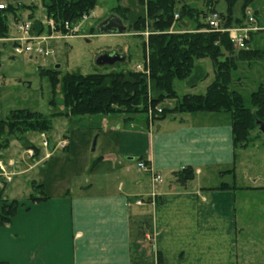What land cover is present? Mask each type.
<instances>
[{"label": "crops", "instance_id": "1", "mask_svg": "<svg viewBox=\"0 0 264 264\" xmlns=\"http://www.w3.org/2000/svg\"><path fill=\"white\" fill-rule=\"evenodd\" d=\"M256 18L260 31L246 47L263 58L238 67L264 61V40L255 36L264 27ZM256 79L264 86V75ZM145 123L146 130L123 138L124 146L148 145L137 152L135 179L125 163L102 157L103 164L123 167L130 183L119 181L113 191L89 185L37 203L11 199L19 206L0 225V264H264V173L248 169L246 180L239 177L241 162L250 164L247 150L264 147V137L253 133L245 149H234L230 117L222 112ZM187 168L192 179L178 182L176 172ZM153 175L163 180L153 183ZM0 189L4 198L6 185Z\"/></svg>", "mask_w": 264, "mask_h": 264}, {"label": "rangeland", "instance_id": "2", "mask_svg": "<svg viewBox=\"0 0 264 264\" xmlns=\"http://www.w3.org/2000/svg\"><path fill=\"white\" fill-rule=\"evenodd\" d=\"M42 0H4L6 5H32L35 7L34 17L45 19L43 15ZM190 8L199 12L206 11V3L210 0H182ZM243 2L237 1L234 8V16L239 15V8ZM119 6L130 11V14H139L141 9L137 0H97V5L90 15H84L75 24L73 33L53 43L55 52L53 57L43 58L29 55H16L13 53L9 43L0 42V120H4L10 112L16 110H28L37 112L44 116H50L62 110L59 106L61 96L57 87L54 100L57 102L56 109L48 105L52 98L51 88L47 77H40L39 70L59 71L60 76L66 73L79 72L82 75L94 73H107L112 67H98L95 65V58L101 53H117L126 56L125 63L115 65L114 70L121 71L134 69L144 71V59L142 50V38L146 39L148 31L143 34L126 31L125 34H114L98 32L99 25L108 19L113 9ZM214 9L219 13H225V3L218 0ZM251 13L256 20V15L261 26L264 27V0H253L245 9V15ZM18 21L9 20L10 34L14 32V25L26 20V13L20 12ZM50 20V19H48ZM123 25L128 30L129 22L125 18ZM199 22L204 23L200 18ZM181 24H187L189 29H194L195 25L187 18L175 24L173 31H178ZM237 26L228 29H236ZM228 35V34H227ZM142 36V37H139ZM264 40V33L255 35ZM60 37V36H58ZM261 65H254L246 68L239 66L232 73L233 90L239 92L243 98L245 107L250 108V95L259 86L257 76L264 75V61ZM59 66V69H55ZM195 66L201 67L206 78L195 87H190L186 81H175L174 90L178 98L192 94H204L207 87L213 82L214 74L212 62L205 58L195 61ZM259 66V67H256ZM240 80V84L238 81ZM173 100H165L158 106L159 109L174 106ZM146 115L152 119V114H139L135 116L109 115V116H79L71 118H52V129L43 134L47 142V147H42V139L38 133H14L7 137L0 138V161L5 172L11 176V181L6 182L0 177V187L6 185V192L3 200L10 202L11 199H24L29 195L35 194L31 188L32 181L36 184H43L46 195L56 196L62 194L77 195L80 192L88 191L89 185L94 187L105 185L108 190H115L117 184L123 182L130 183V177L125 179V166L130 168L133 179L137 177L135 161L138 159V151L141 146H124L123 138L125 135L132 136V132L146 130ZM180 117V114H176ZM128 120H133L132 122ZM172 120V118H168ZM155 125L157 122H154ZM119 127L117 131L113 128ZM264 137V135H262ZM67 142L64 148L63 143ZM28 144H33L40 151L38 157L34 156L33 151L27 149ZM68 146V148H67ZM144 148L148 145H144ZM142 146V148H143ZM66 148V150H65ZM131 148V149H130ZM247 150L246 156L250 164L242 165L239 170V177L245 179L247 170H255L254 174L259 177L264 173V147ZM132 153V154H131ZM115 157L122 163L124 168L116 167L109 162L103 164L102 157ZM13 162L10 163V162ZM37 165L34 170L25 175L13 177L10 170L23 171ZM133 166V167H132ZM12 168V169H11ZM163 180V178H161ZM168 180H165L167 183ZM3 197V196H2Z\"/></svg>", "mask_w": 264, "mask_h": 264}, {"label": "trees", "instance_id": "3", "mask_svg": "<svg viewBox=\"0 0 264 264\" xmlns=\"http://www.w3.org/2000/svg\"><path fill=\"white\" fill-rule=\"evenodd\" d=\"M4 0L0 4L4 5ZM218 0L206 3V11L199 12L190 8L182 0H137L141 11L130 14V11L117 6L112 15L123 18L130 24L128 30L143 34L148 31L146 39L142 38L144 71L134 69L116 71L112 67L107 73L82 75L79 72L66 73L60 76L59 71L39 70L40 77H47L52 98L48 105L56 109L54 100L57 87L61 96L59 106L62 110L50 116H44L28 110H16L0 120V138L14 133L45 134L52 129V118H71L79 116H109L126 115L133 117L152 112L155 120L183 113H226L230 117L232 141L234 149H245L251 142V136L256 133L262 136L256 122L264 123V86H259L250 95V108L243 104L239 92L232 89V73L240 63H250L263 58V53L246 47L249 37L241 47H235L227 34L205 32L206 18L210 13L217 12L214 7ZM225 13L217 12L222 18L223 26L243 27L247 24L245 9L253 0H223ZM237 1L243 2L239 15L234 16ZM44 17L52 20L56 31H64L67 23L70 27L84 15H90L97 5V0H42ZM35 7L23 4H6L0 9V39L10 36L9 20L18 21L19 13H26V20L32 23V31L36 34L49 33L42 24V19L34 17ZM111 15V16H112ZM256 15V14H255ZM187 18L194 23L195 28L189 29L187 24H181L178 31L172 28L176 23ZM202 18L204 23H200ZM20 22H22L20 20ZM142 37V36H139ZM209 59L212 62L214 80L204 94H193L178 98L174 90L175 81H188L190 87H195L206 78V74L195 66L199 59ZM125 63V62H124ZM115 67V66H114ZM240 81V80H239ZM238 81V82H239ZM173 100L174 106L162 108L157 114L156 109L164 101ZM27 149L38 157L40 149L28 144ZM68 148V146H67ZM1 149V146H0ZM66 150V148H65ZM190 168L176 172L178 182H186L193 177ZM31 188L35 194L27 200L37 203L47 199L43 185L32 182ZM19 203L15 200L7 202L2 198L0 189V225L9 223L15 215Z\"/></svg>", "mask_w": 264, "mask_h": 264}, {"label": "built area", "instance_id": "4", "mask_svg": "<svg viewBox=\"0 0 264 264\" xmlns=\"http://www.w3.org/2000/svg\"><path fill=\"white\" fill-rule=\"evenodd\" d=\"M5 8L6 5L0 4V9ZM43 25L49 29V33L36 34L32 31L33 25L29 21H22L14 25V32L10 34L7 39H0V42H6L10 44L12 51L16 55H29L36 57H53L55 52L53 50V43L59 39L70 36L73 33L75 27H70L69 24L64 25V31H56V26L52 20L45 19ZM207 29L205 32H216L220 34H228L230 42L235 47H241L244 41L252 33H257L260 31L258 28L255 17L251 14H247V24L243 27L236 29H228L223 26L222 18L217 12L210 13L206 18ZM60 36V37H58ZM156 113L160 114L161 109L157 108ZM152 112H149L151 116ZM42 139V147H47V142L44 135H40ZM61 148L67 145V142L62 144ZM138 168L144 171H150L149 167L143 162L137 163ZM0 177H3L6 182L11 181V176L5 172L4 167L0 161ZM161 178L157 175H153V183L160 182Z\"/></svg>", "mask_w": 264, "mask_h": 264}, {"label": "water", "instance_id": "5", "mask_svg": "<svg viewBox=\"0 0 264 264\" xmlns=\"http://www.w3.org/2000/svg\"><path fill=\"white\" fill-rule=\"evenodd\" d=\"M98 32L100 34L104 33H114V34H125L126 28L122 21L115 16H110L108 19L103 21L99 27ZM126 61L125 55H120L117 53H101L95 58V65L98 67H114L117 64H122ZM55 69H59V66H55ZM259 132L264 135V123L256 122Z\"/></svg>", "mask_w": 264, "mask_h": 264}]
</instances>
